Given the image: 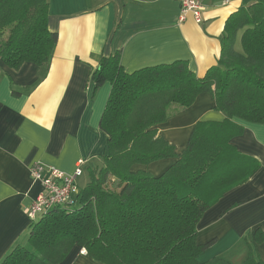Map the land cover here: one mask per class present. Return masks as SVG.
<instances>
[{"label": "trees", "instance_id": "16d2710c", "mask_svg": "<svg viewBox=\"0 0 264 264\" xmlns=\"http://www.w3.org/2000/svg\"><path fill=\"white\" fill-rule=\"evenodd\" d=\"M48 18L49 0H0V60L14 70L28 62L47 69L59 37ZM93 80L112 85L100 121L108 135L102 162L87 168L78 204L31 222L27 241L0 264H59L74 247L104 264H232L199 260L213 241L198 242V225L261 166L231 140L244 132L236 118L264 123V0H243L229 16L218 62L203 77L186 60L128 72L117 52L102 57ZM202 93L212 94L225 118L198 121L177 153L158 126ZM162 159L174 162L159 176L134 170ZM256 240H264L262 231ZM245 264L264 261L251 252Z\"/></svg>", "mask_w": 264, "mask_h": 264}, {"label": "crops", "instance_id": "0c3cea01", "mask_svg": "<svg viewBox=\"0 0 264 264\" xmlns=\"http://www.w3.org/2000/svg\"><path fill=\"white\" fill-rule=\"evenodd\" d=\"M201 2L203 21L197 23L192 14L180 20L179 0H49L48 25L59 37L48 68L28 62L14 70L0 60V261L27 241L26 208L42 191L30 174L33 163L69 173L80 167L79 184L89 166L102 162L108 135L100 121L112 88L93 80L102 57L119 52L128 72L186 60L199 77L217 64L225 23L243 0ZM240 38L241 32L238 48ZM214 106L212 94H200L188 110L160 124L159 134L182 152L198 121L225 118ZM236 121L244 132L231 142L261 166L204 213L197 239L213 242L200 261L222 257L245 264L251 252L264 261V240H256L259 231L264 237V123ZM173 162L157 160L134 170L159 176ZM59 264L104 263L74 247Z\"/></svg>", "mask_w": 264, "mask_h": 264}, {"label": "built area", "instance_id": "2783aa9c", "mask_svg": "<svg viewBox=\"0 0 264 264\" xmlns=\"http://www.w3.org/2000/svg\"><path fill=\"white\" fill-rule=\"evenodd\" d=\"M179 1L180 20L183 21L189 14H192L197 23H202L205 6L201 0ZM30 174L32 180L39 182L42 186V191L26 208V214L31 222L55 208L73 207L78 204L81 190L78 178L83 174L80 167L69 173L38 161L31 165ZM81 252L87 253V250L82 248Z\"/></svg>", "mask_w": 264, "mask_h": 264}, {"label": "rangeland", "instance_id": "374dc122", "mask_svg": "<svg viewBox=\"0 0 264 264\" xmlns=\"http://www.w3.org/2000/svg\"><path fill=\"white\" fill-rule=\"evenodd\" d=\"M88 176L84 175L83 178L79 181V184L81 187H84L86 182H84L85 179H87Z\"/></svg>", "mask_w": 264, "mask_h": 264}]
</instances>
